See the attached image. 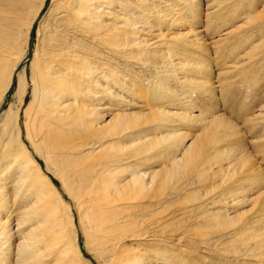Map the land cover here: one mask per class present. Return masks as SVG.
Listing matches in <instances>:
<instances>
[{
	"label": "bare ground",
	"instance_id": "1",
	"mask_svg": "<svg viewBox=\"0 0 264 264\" xmlns=\"http://www.w3.org/2000/svg\"><path fill=\"white\" fill-rule=\"evenodd\" d=\"M186 1L51 0L30 82L17 67L46 0H0V107L17 78L0 115V264H92L79 228L106 264H195L196 254L201 264H264V175L244 132L212 110L211 62L191 49L208 47L193 35L188 10L198 6ZM164 26L178 29L165 40L178 47L161 48L162 74L145 81L153 97L142 100L123 71L141 83L137 69L158 54L153 34ZM29 86L33 151L18 120ZM50 172L73 198L79 227Z\"/></svg>",
	"mask_w": 264,
	"mask_h": 264
},
{
	"label": "rangeland",
	"instance_id": "2",
	"mask_svg": "<svg viewBox=\"0 0 264 264\" xmlns=\"http://www.w3.org/2000/svg\"><path fill=\"white\" fill-rule=\"evenodd\" d=\"M166 1L169 3V1L175 2L177 0H165V2ZM253 1H255V2H253ZM155 2H157V0H155ZM165 2H164V0H163V2H162V0H161V2L159 0L157 3L162 7V9H166L165 5H167L168 3L165 4ZM186 2L192 5L191 0H187ZM248 3H250V4H248ZM50 4H51V0H46L45 9L43 8V11L41 13L39 21L34 23V25H33V27H35V29H34L33 34L31 35V39L29 40L30 44L28 43L29 48H28L27 58H26V60H24L23 63L19 64L20 66L18 65V67H17V71H20L22 69L25 70V74H26V76L28 75L27 78H28V81H30V82H31L30 76H31V71H32L31 65H32V61L34 58L33 54L35 53L32 51H36V48L39 44V41H40V36H39L40 22L42 21L43 17L45 16ZM162 4L163 5L165 4L164 7ZM185 5L188 7V4H185ZM195 5H197L198 8L201 10H199L198 8L196 10L195 9L191 10V12H189V10H188V13H192V11H193L192 16H194V13L197 16V17H195V20H197V26L195 25V27H194L196 30H194L195 32L193 35H196V34L202 32L201 35L202 36L205 35L204 36L205 37L204 43H205V45H207L208 50L204 51L197 46L196 47L192 46L191 49L193 52L195 49H197V51L195 50V52L197 54L195 52L192 53L193 54L192 57L195 60H197L199 55L200 56L203 55L202 56L203 58L209 59L210 60L209 62H211V65H212L211 76H212L213 82H214V84H213L214 89L212 90L213 95L210 96V97L213 96L210 99L212 110H214V113H216V114H223V116L227 117L230 121L234 122L237 126H239V129L242 132H244L245 144L247 145L249 152H251V155H253V161L258 162L259 169H260V171H262V173L264 175V146H263L264 143H262L264 140V136H263L264 135V123H263L264 122V115H263L264 114V34H263L264 33V0H195ZM182 6H184V5H182ZM201 6H202V8H201ZM233 10H235V11L233 12ZM174 11H172L173 14H171L172 13L171 11H170V13H168L167 10H164V12L169 14L168 17L174 16V14H175ZM200 11H203L204 13L200 12ZM236 12H238V14ZM163 14H165V13H163ZM258 15H259V17H258ZM241 18H244V19L242 20ZM252 18H254V19H252ZM193 23H195V22H193ZM37 24L39 25L38 27H37ZM140 25L143 26L144 24H140ZM192 26H193V24L190 27H192ZM190 27L185 26L186 29L190 28ZM168 28H170V27L167 26V29H166V27L164 26L162 28V31L166 32V34H169L168 37L163 34L164 32L161 34L162 36L158 37L157 34H159L158 33L159 31L158 30L155 31L157 34L156 33L153 34V36H154L153 42L156 41L159 43V45L157 47L158 49L154 48V51L155 52L158 51V54L155 56V53L151 52L150 53L151 59H150L149 64H148V68L143 67L141 69H137V71H140L141 76H144L145 79L147 77L146 80L144 79V77H141V79H140L141 83L139 84V78H137L136 75L135 76H133L132 74L130 75L128 73V70H126V69H125V71H123L124 73L127 72L125 74L127 76L128 75L130 76V78H129L130 80L135 79L137 81V84L139 85V91L144 92V97L142 100H144V98H146L145 100L147 101L148 98L153 97V96L148 97V93L150 91V88L148 86L150 84L149 80L152 83L153 80L154 81L157 80L156 76H159L160 74H162L161 66L163 65V63H162L163 58L162 57L159 58V57L161 56L163 49L167 50V49H173V47H176V48L178 47V41L175 42L177 46L175 44H174L175 46H173V44L169 45L165 42V40H167L169 37L170 38L167 41L172 39V37H173L172 35L175 34L174 31H178L177 28H174V29H168ZM156 29H158V27ZM170 30H171V32H169ZM172 30H173V32H172ZM163 36H164V38H162ZM161 48H163V49H161ZM203 52H205V53H203ZM198 53H199V55H198ZM207 53H208V55H207ZM194 56H196V57H194ZM155 57H158V58H155ZM153 66L158 67V68H156V70H158L159 73L154 72L155 69ZM150 71H152V73ZM149 72L151 73V75L153 77L150 76ZM148 76L152 77V79L149 78ZM191 76L192 77H198V75H196L194 72L191 73ZM133 77H135V78H133ZM15 78H16V76H14L13 85H12L11 90L5 96L4 102L0 107V115L3 113L4 110H6L9 103H11L13 101L12 93L15 90V85L17 82V78L16 79ZM167 78H168L167 82L170 80L169 82H171L173 84L174 90L176 92H180V89H179L180 87L175 86V84H174L175 77H172L169 73V77H167ZM145 81H147V83H145ZM144 83L148 84V85H145ZM30 90H31V86L28 87V93L25 97L23 107H21V109L19 110V117H18L19 119L18 120H19V124L21 127L22 139L26 143V145L29 147V149L31 151H33L31 148V145L29 144L30 142L26 136L25 116L23 114L24 108H25L24 105L28 104L31 100L32 95H31ZM145 90L147 93L145 92ZM149 95H152L151 91H150ZM112 103L114 104L115 101H112ZM215 109H217V110L215 111ZM219 111H221V112H219ZM247 119H249V120L251 119L250 122H248ZM253 119H255V120H253ZM254 123H256V124H254ZM259 123L260 124L262 123V124L260 125ZM240 127H242V128H240ZM258 127L260 129H258ZM261 127L263 130L261 129ZM252 129H254V130H252ZM258 130L262 133H258ZM24 133H25V135H24ZM246 133H247V135H246ZM251 134H252V137H251ZM261 139H263V140H261ZM253 140H254V143H253ZM255 140H256V143H255ZM252 144H254L255 147ZM261 145H262V148H261ZM257 146H259L260 148ZM250 147H251V149H250ZM40 161L44 165V162L42 160H40ZM49 175H50L54 185L59 190V192L61 191L60 193H61L63 199H65L66 203H68L71 206V209L73 210V214H74V216H76L75 222L79 227V219H77V217H78L77 213H76L77 210L75 208V202H74L73 198L72 197L70 198V196L66 193V191L64 190L63 185L61 183V180H59V178L55 174L53 175L52 172H50ZM53 176H55V177H53ZM18 211L19 210L16 209L14 214L17 215ZM14 214H13V217L15 218ZM149 214H152V213H147V215H149ZM152 217L153 216H151V217L148 216L146 219H148L149 222L147 221L146 223H148L149 226H151V225L153 227L155 226L156 227L155 229H160V227L163 224H157L156 225L157 221L155 220V218H152ZM151 222L153 224H151ZM185 223L190 224V223H188V221H186ZM158 225L159 226L161 225V226L158 227ZM153 227H150V229L152 230ZM150 229L148 228V231H151ZM153 230L151 231L152 233L150 232L151 234L154 233ZM77 231H79L78 232V243L80 245V248H81L84 256L87 259H89L92 264H106V263H103L100 260H98L97 257L95 256V254L86 247L85 235L82 234L81 229L79 228ZM197 255L198 254L195 255L194 260H192V261H194L195 264H201V261L197 258ZM46 263H51V262L46 261Z\"/></svg>",
	"mask_w": 264,
	"mask_h": 264
}]
</instances>
